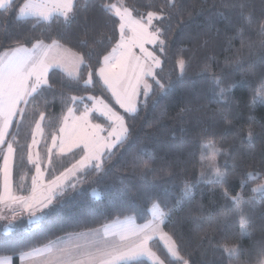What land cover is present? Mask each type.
Listing matches in <instances>:
<instances>
[{"label": "trees", "instance_id": "16d2710c", "mask_svg": "<svg viewBox=\"0 0 264 264\" xmlns=\"http://www.w3.org/2000/svg\"><path fill=\"white\" fill-rule=\"evenodd\" d=\"M14 2L19 5L23 0ZM103 2L77 0L76 19L70 24L57 16L50 22H37L34 18L17 20L15 13H0V52L25 37L44 39L45 43L61 39V43L83 54L87 64L96 69L118 38V31H113L118 18L112 15L109 19L110 14L99 7ZM108 3H119V0H108ZM123 3L135 15L160 8L172 13L170 19L158 21L165 29L162 39L166 44L157 78L163 83L171 79L174 87L158 96L160 90L154 83L151 93L138 105V112L124 114L130 128L129 140L105 162L102 174L88 171L75 190L69 186L44 210L47 215L41 214L31 224L26 218L19 219L6 232V223L0 221V256H11L12 264H17L21 251L68 233L95 229L130 216L137 222L146 221L153 200L159 199L162 205L172 207L187 181L195 184L194 194L162 224L164 231L176 240L180 256L189 264H262L264 198L256 195L248 216V235L241 238L239 218L231 212L232 205L223 197L221 186L204 183L199 174L201 145L208 141H216L226 150L216 160L221 170L228 173L229 183L224 187L231 194L241 191L238 179L234 181V178L250 169L264 172V103L257 101L254 106L248 103L256 86L264 82V43H261L264 36L256 30L259 21L264 20V0H174V7H168V0H123ZM84 4L88 5L87 12L82 10ZM241 4L245 5L243 14ZM248 14L253 21L250 25L245 20ZM85 15L87 25L83 21ZM241 28L243 35H238ZM109 36L114 38L109 41ZM82 39L87 41L84 46L79 43ZM30 45L29 42L27 46ZM181 58L187 62L183 77H179L177 66ZM212 74L220 78V86L213 82ZM87 75L88 67L82 68L80 81L69 79L60 69L49 70V83L54 91L46 88L42 98L49 102L47 112L53 123L45 125L39 148L44 149L53 132L58 131L62 115L70 106L62 101L61 92L84 97L79 109L88 95L112 102L98 75L94 74L92 85L83 84ZM234 81L238 83L226 97L227 102L222 101L218 96L219 87H227ZM246 81H251V85ZM185 107L189 110L181 113ZM31 119L29 112L18 135L25 147L22 161L17 145L15 185L22 176L27 180L31 174L26 147L31 139L28 128ZM249 126L257 133L251 145L244 139ZM11 131L16 132L15 125ZM81 153L74 150L63 161L54 155L56 171L50 170L49 176L67 168ZM149 156L152 170L141 174L136 165ZM122 179L127 183L122 184ZM259 182L250 181L243 189L246 199L255 195L250 189ZM91 190L96 193L92 194ZM205 233L208 238L201 239ZM225 238L228 243L239 240L244 251L238 258L229 259L217 247ZM152 248L166 264H178L157 240L153 241ZM145 264L151 263L145 259Z\"/></svg>", "mask_w": 264, "mask_h": 264}, {"label": "snow or ice", "instance_id": "6c2138e0", "mask_svg": "<svg viewBox=\"0 0 264 264\" xmlns=\"http://www.w3.org/2000/svg\"><path fill=\"white\" fill-rule=\"evenodd\" d=\"M174 0H168V7H174ZM99 7L118 18V25L113 31H118L119 37L116 39L110 52L102 57L99 62L100 67L93 69L87 64L85 56L80 52L61 43V39H52L50 43H45L44 39L25 37L22 41L16 40L10 46L0 52V219H8L9 223L4 226L7 232L14 221L27 215L28 223H33L39 219L38 213L47 215L45 209L53 205L55 197L63 195L69 186L76 189V184L81 181L82 176L88 171H95L102 174L105 171L104 165L107 160H111L122 145L130 136V128L124 116L115 111L114 108L100 96L90 95L91 106L85 104L83 111H80L79 104L84 97L76 95H65L60 93L62 101L70 106L66 113L62 115L59 124L58 134L53 132L51 136L52 144L47 148L48 158L44 162L40 153L33 152L34 146H39L41 139L45 136V125L52 124L47 112L48 100L42 98L45 89L53 90L49 83V70L62 68L69 79L80 81L83 67H88L87 79L84 85L93 84L94 74L99 76L103 86L111 93L115 103L130 115L138 112L137 96L141 87L145 97H147L153 85L148 83L151 78L155 85L159 87L158 96H163L174 87V81L169 79L167 83L158 79L157 69L162 70V60L160 56L145 48L146 44H158L160 52L165 51L166 41L162 39L164 27L156 26L154 21H164L170 19L172 13H166L164 8L149 10L146 14L133 15V9L124 6L123 0L116 3H108L104 0ZM241 11L245 5L241 4ZM88 5L84 4L82 10L87 12ZM77 0H23L17 5L14 0H0V13L9 15L15 13L17 20L34 18L39 21L50 22L53 16L62 17L65 24H70L76 19ZM247 24H251L250 14L245 15ZM84 24L87 25L88 17H83ZM243 28L237 34L243 35ZM261 36H264V20H260L257 29ZM114 37L109 36L111 41ZM31 47H28V43ZM81 46L87 44L86 40L79 41ZM206 43V41H205ZM264 43V41H261ZM139 48L143 56L134 54L133 49ZM89 51L88 56H91ZM180 69L179 77H183L187 62L181 58L177 60ZM213 82L220 86L219 77L211 76ZM251 85V81H246ZM236 81L227 87H219L218 96L224 102L236 85ZM71 87V85H67ZM41 99L38 100L37 98ZM259 101L264 103V82L257 85L253 91L249 105L254 106ZM187 107L181 109V113L188 111ZM31 112L32 119L28 121V128L31 131V142L27 143V162L35 168L32 175L31 188L27 194H18L15 188L13 174L15 168V156L19 151L23 161V149L25 145L20 144L18 135L21 126L25 124L26 118ZM79 112V115L76 113ZM38 113V117H37ZM96 114L103 117L107 122V127L103 124L93 123L92 116ZM182 119V116L180 117ZM251 119V117H250ZM230 123V121L228 122ZM16 126V132H12V126ZM183 130V129H182ZM107 132V135L102 133ZM257 133L251 126L247 129L244 139L249 143L255 140ZM8 137H11L9 139ZM7 145L6 149L3 145ZM61 161L74 150H82L83 154L69 167L64 168L58 175H53L52 179H46L45 172L49 169L54 173L53 151ZM207 150V152L205 151ZM143 151V149H141ZM226 150L216 141H208L201 145V171L200 178L204 183L221 186L223 197L228 200L232 207L231 212L239 218V237L248 235L250 220L249 213L253 210L256 202V195L264 198V172L259 170H248L238 179L241 191L235 195L224 187L229 183L228 173L221 170L216 157ZM151 156L149 159L136 165L141 174L151 171ZM207 161V163H205ZM208 177V179H204ZM24 177H21L23 181ZM260 180L250 191L255 194L245 198L243 189L250 181ZM122 184L127 181L122 179ZM24 185L21 184V192ZM195 184L185 182L181 189V194L176 198L172 207L161 204L159 199L153 200L148 211L151 212L152 219L142 225L116 222L104 225L101 230H89L86 234L90 236L83 244H73L57 246L56 242L49 241L39 247H32L28 251H21L19 256L21 261H42V264H145V258L152 261V264H164L157 253L152 248L153 241L158 237L164 243L169 256L181 260L183 264H189L179 254L177 242L172 235L163 231L161 225L164 224L181 207L185 200L191 199L194 194ZM122 195V193H120ZM11 213L8 217L5 214ZM203 222L204 218H200ZM81 235V234H77ZM208 238L205 233L201 239ZM225 242L217 245L223 254L229 259L238 258L244 251L239 240L236 243ZM0 264H12V257L0 256Z\"/></svg>", "mask_w": 264, "mask_h": 264}, {"label": "rangeland", "instance_id": "374dc122", "mask_svg": "<svg viewBox=\"0 0 264 264\" xmlns=\"http://www.w3.org/2000/svg\"><path fill=\"white\" fill-rule=\"evenodd\" d=\"M23 3V2H22ZM117 4V6H119V3H116ZM133 15H135L134 13H133ZM135 16H138V15H135ZM119 21V20H118ZM154 23L156 24V26H158V27H160V25L158 24V21H154ZM118 37H119V33H118ZM118 39V38H117ZM115 44V43H114ZM113 47V46H112ZM112 47L110 48V50L108 51V52H110L111 51V49H112ZM145 48L148 50V51H150V52H153L155 55H157V56H160L161 57V52H160V47H159V45L158 44H146L145 45ZM107 52V53H108ZM133 52H134V54L135 55H137V56H143V54L140 52V50H139V48H134L133 49ZM106 53V54H107ZM104 56V55H103ZM101 60H102V58H101ZM100 67V66H99ZM98 67V68H99ZM57 69H60L61 71H63L64 73H66L62 68H59V67H57ZM158 70V69H157ZM156 70V71H157ZM88 76V75H87ZM87 76H86V78L85 79H87ZM98 78H99V76H98ZM84 79V80H85ZM101 83H102V81H101ZM148 83H150V84H154V81L151 79V78H148ZM105 87V86H104ZM106 88V87H105ZM107 90V89H106ZM108 93H109V95L111 96V93L108 91ZM88 96H90V95H88ZM88 96H86V99H85V101H84V104L82 105V107L80 108V111H83V108H84V105L85 104H87V105H89V106H91V101L90 100H88L87 98H88ZM101 97V96H100ZM103 98V97H102ZM111 99H112V102H108L106 99H105V101L106 102H108L113 108H114V110L115 111H117V112H119L122 116H124V114H128V113H126L125 111H124V109H122V108H120V106L118 105V104H116L115 103V100H114V98L111 96ZM137 102H138V105L140 104V103H142L143 102V100L145 99V95H144V92H143V88L141 87V89H140V92H139V94H138V96H137ZM67 111V110H66ZM66 111H65V113H66ZM76 115H79V112H77L76 113ZM92 122L93 123H99V124H103L105 127H107V122L104 120V118L103 117H98V115H96V114H94L93 116H92ZM58 132H59V128H58V131L56 132L57 134H58ZM102 135H107V132H104V133H102ZM30 142H31V139H30ZM29 142V143H30ZM41 143H42V139H41ZM51 144H52V140H51V137H50V139H49V141L47 142V144H46V146H45V148L44 149H41V148H39V146H34L33 147V152L35 153V152H39L40 153V155H41V158H42V160L44 161V162H46L47 161V158H48V153H47V148L49 147V146H51ZM6 147H7V145L5 144L4 146H3V148L4 149H6ZM81 152H82V150H81ZM83 154V152L81 153V155ZM54 155H55V150L53 151V157H54ZM80 155V156H81ZM80 156H79V158H80ZM78 158V159H79ZM77 159V160H78ZM74 163V162H73ZM205 163H207V161H205ZM0 164H2V157H1V163ZM70 166V165H69ZM68 166V167H69ZM30 169H31V174H30V176H29V178L27 179V180H25V179H23V181H21V179H20V181H19V183H18V185H15V188L17 189V192H18V194H27V192L30 190V188H31V179H32V175H34L35 174V168H34V166L33 165H31L30 164ZM64 170V169H63ZM62 170V171H63ZM50 169H49V171H47V172H45V176H46V179H48V180H50V179H52V177L51 176H49L50 175ZM61 172V171H60ZM59 173H57L56 175H58ZM48 177H50V178H48ZM205 178H208V177H205ZM23 183V185H24V188H23V192H21L20 190H21V184ZM260 183V182H259ZM91 193L92 194H95L96 192L94 191V190H91ZM5 214L8 216V217H10L11 216V213L10 212H7V210L5 209ZM38 215V217H40V215H41V213H38L37 214ZM23 218H26V220L28 219V217H27V215H25V216H23V217H20L19 219H23ZM18 219V220H19ZM152 219V215H151V212L149 211V218L146 220V221H143V222H137L133 217H125V218H122V219H119V220H114V221H110L109 223H106V224H104V225H110V224H113V223H116V222H121V223H130V224H135V225H142V224H144V223H146L147 221H149V220H151ZM0 221H4L6 224H8L9 223V221H8V219H0ZM17 221V220H16ZM16 221H14L13 222V224L16 222ZM104 225H102L101 226V228L103 229V226ZM161 227H162V225H161ZM162 229H163V227H162ZM163 231H164V229H163ZM86 237H88L87 235H84V233H81V235H77V233H68V234H66V235H64V236H61V237H59L58 239H56V241H54V242H56V244H57V246H64V245H72V242H73V240H76V241H78V238L79 239H84V238H86ZM155 240H157L163 247H164V249L166 250V252H167V249L165 248V246H164V243L162 242V241H160L159 240V238L157 237ZM158 255V254H157ZM3 257H11V256H4L3 255ZM18 257H19V259H18V262H19V264H42V261H36V262H34V261H31V260H26V261H21V259H20V256L18 255ZM171 257V256H170ZM171 258H173V257H171ZM145 259H147V258H145ZM174 260H177V259H175V258H173ZM148 260V259H147ZM151 264H152V261H150V260H148ZM178 261V264H183V262L181 261V260H177ZM164 264H166L165 262H164ZM262 264H264V262L262 263Z\"/></svg>", "mask_w": 264, "mask_h": 264}, {"label": "crops", "instance_id": "0c3cea01", "mask_svg": "<svg viewBox=\"0 0 264 264\" xmlns=\"http://www.w3.org/2000/svg\"><path fill=\"white\" fill-rule=\"evenodd\" d=\"M28 47H31V45L30 46H28ZM90 230H101L102 231V228L101 227H98V228H95V229H90ZM89 232V230H85V231H80V232H76L77 234H81V233H84V235H86L87 233ZM64 236V235H63ZM88 236V235H87ZM61 237V236H60ZM59 238V237H58ZM58 238H56V239H58ZM91 237L90 236H88V237H86V238H84V239H79L78 238V241H76V240H73V242H72V245L73 244H83L87 239H90ZM56 239H54V240H52V241H56ZM47 244V243H46ZM18 259H19V257H18ZM17 264H19V262L17 263ZM30 264V263H29Z\"/></svg>", "mask_w": 264, "mask_h": 264}, {"label": "water", "instance_id": "95a60500", "mask_svg": "<svg viewBox=\"0 0 264 264\" xmlns=\"http://www.w3.org/2000/svg\"><path fill=\"white\" fill-rule=\"evenodd\" d=\"M27 222H28V219H27Z\"/></svg>", "mask_w": 264, "mask_h": 264}]
</instances>
